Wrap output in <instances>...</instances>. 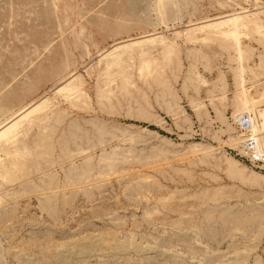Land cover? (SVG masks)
<instances>
[{
    "label": "rangeland",
    "instance_id": "rangeland-1",
    "mask_svg": "<svg viewBox=\"0 0 264 264\" xmlns=\"http://www.w3.org/2000/svg\"><path fill=\"white\" fill-rule=\"evenodd\" d=\"M246 113L264 0H0V264H264Z\"/></svg>",
    "mask_w": 264,
    "mask_h": 264
},
{
    "label": "built area",
    "instance_id": "built-area-1",
    "mask_svg": "<svg viewBox=\"0 0 264 264\" xmlns=\"http://www.w3.org/2000/svg\"><path fill=\"white\" fill-rule=\"evenodd\" d=\"M237 121L238 124L236 125L231 119V123L235 126L237 132L247 137L241 142L239 150L235 152V155L243 159L252 168L261 171L264 170V143L256 142L254 138L248 136L251 127L249 114L246 113L242 116H238Z\"/></svg>",
    "mask_w": 264,
    "mask_h": 264
},
{
    "label": "bare ground",
    "instance_id": "bare-ground-1",
    "mask_svg": "<svg viewBox=\"0 0 264 264\" xmlns=\"http://www.w3.org/2000/svg\"><path fill=\"white\" fill-rule=\"evenodd\" d=\"M207 27V26H206ZM40 104H38V105H36V106H34L33 108H32V110H31V112H37L39 109H40ZM14 120H16V119H11V121L10 122H8L7 124H5L4 126H3V130H1L0 132V136H1V138L3 137V135H6L8 132L10 133L11 131L10 130H12L13 128L15 129V127H16V123L15 122H13ZM15 124V125H14ZM15 126V127H14ZM9 135V134H8ZM8 135H6V136H8ZM10 136V135H9ZM5 137V136H4Z\"/></svg>",
    "mask_w": 264,
    "mask_h": 264
}]
</instances>
